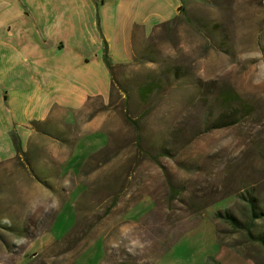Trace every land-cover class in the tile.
I'll use <instances>...</instances> for the list:
<instances>
[{
    "label": "rangeland",
    "instance_id": "1",
    "mask_svg": "<svg viewBox=\"0 0 264 264\" xmlns=\"http://www.w3.org/2000/svg\"><path fill=\"white\" fill-rule=\"evenodd\" d=\"M135 41L106 97L38 124L1 173L0 264H264L215 217L264 206V0H202ZM222 88L246 107L211 129Z\"/></svg>",
    "mask_w": 264,
    "mask_h": 264
},
{
    "label": "crops",
    "instance_id": "2",
    "mask_svg": "<svg viewBox=\"0 0 264 264\" xmlns=\"http://www.w3.org/2000/svg\"><path fill=\"white\" fill-rule=\"evenodd\" d=\"M201 1L0 0V182L23 161L38 124L67 120L110 93L105 46L114 66L130 63L135 39Z\"/></svg>",
    "mask_w": 264,
    "mask_h": 264
},
{
    "label": "trees",
    "instance_id": "3",
    "mask_svg": "<svg viewBox=\"0 0 264 264\" xmlns=\"http://www.w3.org/2000/svg\"><path fill=\"white\" fill-rule=\"evenodd\" d=\"M181 11L183 14L186 15V10L184 7H181ZM176 19H178V17L175 18L174 20H176ZM104 60H105V63L109 67L111 74H112L114 65L111 62V60L109 59L106 46H105V50H104ZM154 89H155L154 83H151V82L148 83L142 89V96L143 97L148 96L151 92L154 91ZM218 100L220 101L222 109H224L226 112H228L230 120H224L223 116L220 118H217L214 123L210 124L209 127L211 129L237 123L239 117L243 116V114L240 113V110L246 107V105L243 104L242 101L240 100V96L232 88H222L218 94ZM237 107L240 109H237ZM223 115H225V114H223ZM13 139H14L15 146L17 148V152H19V153L22 152L21 144H20V140H19L18 136L14 135ZM245 199L247 201V206H248V215H249L248 220L243 221V220L239 219L229 209L218 210L215 213V217L218 219H221L222 221H224L226 223H228L235 230L245 231L248 238L251 241L258 242L264 246V233H257L256 234L252 231V228L255 224V221L257 219H261L264 217V206H261L259 204L258 198L253 193H249V195Z\"/></svg>",
    "mask_w": 264,
    "mask_h": 264
}]
</instances>
